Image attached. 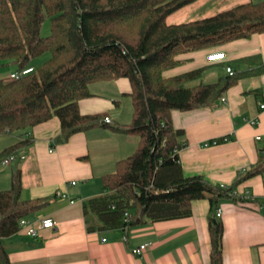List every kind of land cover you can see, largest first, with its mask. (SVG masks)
I'll use <instances>...</instances> for the list:
<instances>
[{
	"label": "trees",
	"instance_id": "trees-1",
	"mask_svg": "<svg viewBox=\"0 0 264 264\" xmlns=\"http://www.w3.org/2000/svg\"><path fill=\"white\" fill-rule=\"evenodd\" d=\"M195 0H0V65L17 70L33 67V58L51 54L43 64L19 79H0V135L25 130L57 116V142L104 123L106 113L83 114L80 100L91 96L95 82L127 78L132 118L114 125L135 135V151L102 176L105 193L90 198L86 210L96 211L107 228L181 218L191 215L193 201L211 205L231 190L212 185L202 175L185 176L178 156L183 129L175 128L172 110L211 107L244 74L240 62L234 75L194 83L205 68L179 75L164 72L177 66L178 56L264 33V0L244 2L211 16L179 23L168 16ZM50 19V33L41 35ZM219 63V62H218ZM191 83V85H190ZM230 136L220 138V142ZM26 141L6 148L14 153ZM257 163L242 177L264 171V148ZM19 170L11 186L0 190V264H11L1 239L20 229V220L47 206L48 198L23 199ZM126 213L128 221H126ZM211 264H222L223 224L209 225Z\"/></svg>",
	"mask_w": 264,
	"mask_h": 264
},
{
	"label": "crops",
	"instance_id": "crops-1",
	"mask_svg": "<svg viewBox=\"0 0 264 264\" xmlns=\"http://www.w3.org/2000/svg\"><path fill=\"white\" fill-rule=\"evenodd\" d=\"M237 1L240 4L263 0H220L218 9H229ZM185 8L202 12L210 5L206 0H195L172 14H180L177 12ZM208 14L195 19L214 12ZM184 15L168 22H185ZM217 51H224L226 60L207 61V55ZM252 55H260V59L240 62L243 76L213 106L171 112L174 127L184 130L180 137L183 146L178 151L183 174L202 175L212 185L231 188L214 205L209 198L193 201L192 213L186 217L107 228L96 211L85 208L90 198L105 193L102 176L113 172L116 163L131 155L138 144L137 136L112 128L126 125L132 118L127 78L93 83L91 96L79 102L81 113L105 112L110 123L74 133L65 142L55 140L61 128L57 116L34 127L0 135V154L17 142L26 141L14 152L19 158L10 164H3L0 157V190L10 188L12 174L19 170L23 199H49L45 208L26 219L35 226L43 217L56 221L53 228L40 229L38 237L21 228L2 238L10 263L211 264L209 225L216 219L223 224L222 264H264V171L242 179L264 148V33L181 54L179 64L164 75L212 65L201 76L205 82H212L227 74L224 63L236 64L242 57ZM251 119H257V123L249 124ZM225 135L230 139L203 146L205 141ZM72 181L76 183L71 185ZM144 243L147 246L141 254L132 252Z\"/></svg>",
	"mask_w": 264,
	"mask_h": 264
},
{
	"label": "built area",
	"instance_id": "built-area-1",
	"mask_svg": "<svg viewBox=\"0 0 264 264\" xmlns=\"http://www.w3.org/2000/svg\"><path fill=\"white\" fill-rule=\"evenodd\" d=\"M226 58H227V56H226V53L224 51L213 52V53L208 54L206 57L207 61H210L212 63L225 61ZM31 71H32L31 67H26L24 69L16 70V71L12 72L9 75V77L11 79H19L20 77H22L25 74H28ZM226 71L229 75L235 74V71L230 66L226 67ZM222 100L225 101L226 98L223 97ZM261 107H264V105H261ZM104 121L106 123H110L111 119H110V117H105ZM256 123H257V119H251L249 121V124H252V125H254ZM220 138H213V139L207 140L203 143V146H210V145L218 144V143H220ZM15 155L16 154H12V155L8 156L7 158L4 159L3 162L7 163V162H10L11 160H15L16 159ZM20 157L23 158L24 156H20ZM75 183H76L75 181H72L70 184L74 185ZM221 187L224 189H228L227 186H225V185H222ZM59 195L63 198L67 197L66 193H60ZM70 202L74 203L75 199H70ZM220 215H221V209L218 208L217 209V216H220ZM128 216L129 215L126 213V221H128ZM55 225H56V221L53 218H49V217L41 218L39 220V224L37 226H35L32 222L28 221L26 218H23L20 220V226L26 231V233L28 235H30L32 237H38L40 229H50V228H53ZM146 246H147L146 243L141 244V245L135 247L132 250V252L134 254H141L142 250L145 249Z\"/></svg>",
	"mask_w": 264,
	"mask_h": 264
},
{
	"label": "rangeland",
	"instance_id": "rangeland-1",
	"mask_svg": "<svg viewBox=\"0 0 264 264\" xmlns=\"http://www.w3.org/2000/svg\"><path fill=\"white\" fill-rule=\"evenodd\" d=\"M238 2H240V1H237V3H236V5H238ZM254 2V1H253ZM206 3L208 4V5H210V9H208V10H203L202 12L200 11V10H198L199 12H194V11H190V10H188V9H190V8H185L184 10H181V12H177V13H180V14H172V15H169L168 16V21L169 20H173V19H177V18H179V16L178 15H182V13H184L185 15H184V17L182 16V20H193V19H195V18H198L197 16H199V15H201V14H208L209 12H214V14L215 13H217V11L219 10H221V9H218V8H220L219 6L221 5V2H220V0H206ZM226 6H228V4L229 3H224ZM187 5H189V4H187ZM186 5V6H187ZM235 5V6H236ZM232 6V5H231ZM230 7V6H229ZM234 7V6H233ZM232 8V7H231ZM218 11V12H219ZM177 15V16H176ZM209 15V14H208ZM202 16V15H201ZM204 16V15H203ZM50 33V19H46L45 21H44V23H43V25H42V29H41V35L42 36H46V35H48ZM228 43H230V42H228ZM228 43H225V44H222V45H226V44H228ZM50 56H51V54L49 53V52H45V53H43L42 55H40V56H38V57H35V58H33L32 59V61H31V65L33 66V67H35V70L37 69V67L38 66H40L41 64H43L46 60H48L49 58H50ZM14 64H12V65H0V79H11L10 77L8 78V75H9V72L11 71V70H13V69H15L14 68V66H13ZM30 67V66H29ZM33 67H31L32 68V70H33ZM17 70V69H16ZM15 70V71H16ZM14 72V71H13ZM32 72V71H31ZM12 73V72H11ZM10 73V74H11ZM30 73V72H29ZM28 73V74H29ZM26 75V74H25ZM24 76V75H23ZM125 81H126V79H125ZM205 82L206 80L204 79V77H202V78H200L199 80H197V81H195V83H199V82ZM132 117V116H131ZM225 136H228V135H225ZM222 137H224V136H222ZM225 141H227V140H225ZM12 154H14V153H12ZM12 154H9L8 156H10V155H12ZM8 156H2V163L3 164H10L12 161H14V160H11L10 162H7V163H4L3 161H4V159L5 158H7ZM16 156V159L17 158H19V156L18 155H15ZM15 159V160H16ZM7 167V166H6ZM15 172V171H14ZM4 190V189H3ZM44 198H47V197H44ZM49 200V199H48ZM22 227L20 226V229H21Z\"/></svg>",
	"mask_w": 264,
	"mask_h": 264
}]
</instances>
